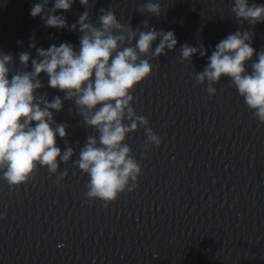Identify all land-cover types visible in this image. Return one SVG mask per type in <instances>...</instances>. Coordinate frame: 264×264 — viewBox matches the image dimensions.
Wrapping results in <instances>:
<instances>
[{
    "label": "clouds",
    "instance_id": "1",
    "mask_svg": "<svg viewBox=\"0 0 264 264\" xmlns=\"http://www.w3.org/2000/svg\"><path fill=\"white\" fill-rule=\"evenodd\" d=\"M74 2L54 0L52 9L45 12L49 0H43L32 6L30 15L44 19L46 27L78 31V49L61 42L47 49L36 48L34 59L22 52L19 62L25 67L14 74L9 67L13 64L12 54L0 52V173L10 188H19L34 177L38 167L56 174L61 164L71 161L89 177L87 198L99 199L107 207L121 193L135 188L142 175L126 142L128 136L143 128L147 145H161L149 120L136 113L133 93L151 76L150 61L167 56L178 41L174 31L157 30L146 20L142 21L143 30L122 24L111 8L100 9L96 26L87 10L90 0H79L86 10L69 26L66 17L56 12L70 11ZM137 11L159 18L164 10L158 0H148ZM231 11L238 23H264V4L234 0ZM252 41L253 34L248 30L229 34L215 46L203 71L195 73V80L206 84L211 96L217 92L214 85L222 77L229 78L253 115L264 123V51L257 53ZM29 47H36L34 40ZM180 52L182 62L207 54L203 45L194 47L188 43L181 46ZM254 56L258 59L254 60ZM250 61L251 73L246 69ZM42 74L48 78L47 86L58 90L62 97L56 95L51 101L45 98L40 91L45 86ZM64 101H72L84 126L99 134L87 136L75 160L74 148L62 151L57 144L58 137L65 141L68 137V124L57 123L53 115L63 110ZM67 174L64 169L57 183ZM153 258H157L155 254Z\"/></svg>",
    "mask_w": 264,
    "mask_h": 264
}]
</instances>
